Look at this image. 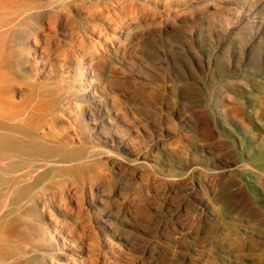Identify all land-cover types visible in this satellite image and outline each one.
Listing matches in <instances>:
<instances>
[{
  "label": "rangeland",
  "instance_id": "obj_1",
  "mask_svg": "<svg viewBox=\"0 0 264 264\" xmlns=\"http://www.w3.org/2000/svg\"><path fill=\"white\" fill-rule=\"evenodd\" d=\"M3 134L0 264H264V0H0Z\"/></svg>",
  "mask_w": 264,
  "mask_h": 264
},
{
  "label": "bare ground",
  "instance_id": "obj_2",
  "mask_svg": "<svg viewBox=\"0 0 264 264\" xmlns=\"http://www.w3.org/2000/svg\"><path fill=\"white\" fill-rule=\"evenodd\" d=\"M114 2V1H113ZM101 4V3H100ZM105 8V7H104ZM138 9H140V8H138ZM105 10V9H104ZM97 11V10H96ZM101 13V12H100ZM99 14V13H98ZM167 14V13H166ZM100 15H103V12L100 14ZM104 17L105 18H109V15L108 14H105L104 15ZM182 17V16H181ZM180 18V17H179ZM4 19V18H3ZM115 19V18H114ZM118 18H116V20H117ZM123 19V18H122ZM121 19V20H122ZM5 20H6V18H5ZM113 20V19H112ZM116 20H114L115 21V24H118V23H116ZM4 21V20H3ZM2 21V22H3ZM110 22H111V20H110ZM109 22V23H110ZM4 24V23H3ZM103 24V23H102ZM104 24H106V23H104ZM103 24V25H104ZM112 24H114V23H112ZM94 25V24H93ZM109 25H111V24H109ZM17 26V25H16ZM41 26V25H40ZM106 27V26H105ZM109 27V26H108ZM44 28V27H43ZM105 30V29H104ZM43 31V30H42ZM51 31V30H50ZM86 33H87V31H86ZM89 33V32H88ZM94 33V32H93ZM95 34V33H94ZM79 36V35H78ZM84 39V38H83ZM32 44H33V42H31ZM34 45V44H33ZM93 45V44H92ZM39 49V48H38ZM39 54V53H38ZM72 54V53H71ZM80 54V53H79ZM36 55H37V53H36ZM40 55V54H39ZM73 55V54H72ZM71 55V56H72ZM70 56V55H69ZM76 56V55H75ZM74 56V57H75ZM70 59H72V57L70 58ZM31 60V59H30ZM34 60V59H33ZM36 60V59H35ZM42 60V59H41ZM31 64V63H30ZM30 64H29V66H30ZM26 68V67H25ZM30 75V74H29ZM13 83V82H12ZM11 83V84H12ZM22 88V87H21ZM89 91V90H88ZM17 92V91H16ZM18 93V92H17ZM16 95V94H15ZM84 98V97H83ZM13 99V98H12ZM97 100V99H96ZM92 101V100H91ZM98 101V100H97ZM13 102V101H12ZM90 102V101H89ZM96 102V101H95ZM101 103V102H100ZM10 104V103H9ZM93 105V104H92ZM96 107V106H95ZM91 114V113H90ZM14 123V122H13ZM15 125V124H14ZM103 127V126H102ZM3 130V129H2ZM10 130V129H9ZM64 137V136H63ZM110 137V136H109ZM112 137V136H111ZM111 137L110 138H108L109 140L108 141H111L112 142V140H111ZM46 150H47V147H45V146H37L36 144H28V146L27 145H25V144H22L21 145V143L20 142H18V141H13V140H11L8 136H6L5 134H3V135H0V158L1 157H6L7 155H9V154H11V153H23L24 154V156L25 157H35L36 155H42L43 153H45L46 152ZM107 152V151H106ZM260 157H262L261 159H263L264 158V153H262L261 155H260ZM84 158H85V156H84ZM22 162H24V161H22ZM48 163H50V162H48ZM51 163H53V162H51ZM55 163V162H54ZM25 164V163H24ZM25 165H27V164H25ZM36 171H37V169H36ZM31 177V176H30ZM28 180V179H27ZM26 180V181H27ZM3 185V182H2V180H0V187ZM9 192V191H8ZM7 197V196H6ZM3 207V206H2ZM181 227V226H180ZM122 232V231H121ZM1 249V248H0ZM139 252V251H138Z\"/></svg>",
  "mask_w": 264,
  "mask_h": 264
}]
</instances>
